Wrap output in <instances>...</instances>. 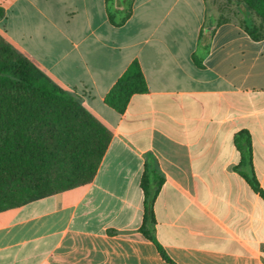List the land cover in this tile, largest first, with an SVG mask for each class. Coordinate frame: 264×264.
I'll list each match as a JSON object with an SVG mask.
<instances>
[{"label":"crops","instance_id":"1","mask_svg":"<svg viewBox=\"0 0 264 264\" xmlns=\"http://www.w3.org/2000/svg\"><path fill=\"white\" fill-rule=\"evenodd\" d=\"M121 1L112 10L121 12ZM0 37L111 133L93 180L0 212V264H264V39L236 0H0ZM137 61L147 93L123 114L106 95ZM250 134L252 169L235 145ZM243 174H247V180Z\"/></svg>","mask_w":264,"mask_h":264},{"label":"trees","instance_id":"2","mask_svg":"<svg viewBox=\"0 0 264 264\" xmlns=\"http://www.w3.org/2000/svg\"><path fill=\"white\" fill-rule=\"evenodd\" d=\"M123 10L114 12L116 0H107L109 20L123 25L132 13L134 0H120ZM257 23L247 19L242 27L254 41L264 39V0H236ZM5 16L0 8V20ZM147 93L141 67L133 62L106 95L105 103L123 114L134 95ZM110 131L75 95L45 75L24 54L0 37V212L23 206L85 185L96 176L111 141ZM235 145L241 165L252 169L250 134L239 132ZM243 176L249 180L247 174ZM250 181L264 200L254 171ZM145 192L141 232L153 241L160 256L174 264L156 241L151 227L154 201L148 176L142 179Z\"/></svg>","mask_w":264,"mask_h":264}]
</instances>
